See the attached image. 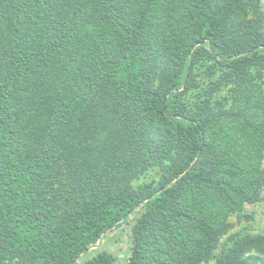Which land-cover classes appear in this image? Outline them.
I'll return each instance as SVG.
<instances>
[{
  "label": "trees",
  "instance_id": "1",
  "mask_svg": "<svg viewBox=\"0 0 264 264\" xmlns=\"http://www.w3.org/2000/svg\"><path fill=\"white\" fill-rule=\"evenodd\" d=\"M263 189L264 0H0V264H264Z\"/></svg>",
  "mask_w": 264,
  "mask_h": 264
},
{
  "label": "rangeland",
  "instance_id": "2",
  "mask_svg": "<svg viewBox=\"0 0 264 264\" xmlns=\"http://www.w3.org/2000/svg\"><path fill=\"white\" fill-rule=\"evenodd\" d=\"M159 174L160 173L158 170L150 171L142 179V181H152L153 179L158 178ZM262 193L263 200L254 205H246L244 211L245 215L243 213L240 220L237 216L232 217L231 220L236 224L234 232H243L247 230L251 233H260L264 230V189ZM126 229L127 228L123 226L120 229H117L113 234H110L108 238H106V241L111 242L110 245L104 244V242L96 244L87 254L82 257L79 264H85L90 258L95 256L105 247L113 248L114 252L121 256V260L119 259L120 262L124 263L130 254V248L132 245L130 234L126 231Z\"/></svg>",
  "mask_w": 264,
  "mask_h": 264
}]
</instances>
